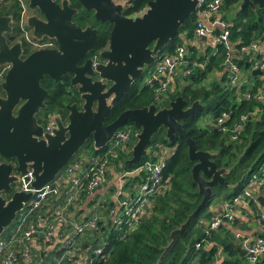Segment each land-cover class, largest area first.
<instances>
[{
    "label": "water",
    "instance_id": "1",
    "mask_svg": "<svg viewBox=\"0 0 264 264\" xmlns=\"http://www.w3.org/2000/svg\"><path fill=\"white\" fill-rule=\"evenodd\" d=\"M77 1L84 10L93 12L96 21L111 24L107 47L99 51L101 60L96 63L89 58L77 64L92 48L97 32L89 25L80 28L72 21L77 11L69 6V0H27L30 10L25 23L32 37L53 39L55 47L32 50L26 55H22L20 40L7 42L12 20L9 15H0V66L7 65L0 81V234L32 194L10 189L17 174L30 169L31 187L41 188L54 179L86 141L90 140L98 152L127 121L139 127L127 159L128 164L136 166L147 155L152 133L163 127L167 141L177 136L186 144L188 160L193 161L190 176L201 199L186 219L169 232L170 241L158 257V264L198 211L208 204L211 188L227 185L223 176L228 169L216 166L212 160L215 153L196 150L179 122L197 112L202 105L199 100L187 105L185 99L176 96L160 108L150 102L124 109L106 124L104 119L152 63L154 55L177 34L183 20L193 14L196 0H148L144 10L133 17L122 13L121 2ZM245 6L261 9L264 0H238L235 11ZM64 74L71 75L70 86L76 87L80 102L64 105L65 118L49 114L53 124L44 132L37 115L45 108L47 92L40 81L44 76L60 81ZM92 75L97 79L91 81Z\"/></svg>",
    "mask_w": 264,
    "mask_h": 264
},
{
    "label": "trees",
    "instance_id": "2",
    "mask_svg": "<svg viewBox=\"0 0 264 264\" xmlns=\"http://www.w3.org/2000/svg\"><path fill=\"white\" fill-rule=\"evenodd\" d=\"M147 1L132 0L131 4L124 8L123 13L132 15L142 12ZM69 2L78 10L72 17L75 24L79 27H84L86 23L95 25L92 14L86 12L77 0H69ZM237 3L238 0H222L224 9L231 6L237 7ZM19 10L17 0H2L0 2V15H9L12 20L11 33L6 34L8 43L18 40L16 39L17 29L14 22L17 20ZM231 23L230 40L233 42L237 38L242 42H247L252 37L264 36V7L252 10L245 6L233 13ZM193 25L194 15L192 14L183 20L177 34L168 40L157 54L171 53L175 46L182 45L187 54H190L188 60L197 62L205 60V68L203 70L195 68L191 76L185 79V82H175V85L166 92L161 107L166 106L168 101L176 96L185 99L187 105L194 100L200 101L202 105L197 112L182 118L179 122L186 135L193 140L196 150L215 153L212 160L216 166L228 169V172L223 176L227 185L217 184L211 188L212 197L208 204L198 211L158 264H215V262L217 264H264V254L253 263L245 261L244 251L240 248L238 240L231 230L238 219L236 214L233 215L231 221H223L215 229H209L207 234L204 233L209 218L218 213L208 209L213 198L216 199L221 196L223 200H228L241 191L252 171L264 168V113H259L255 118L247 121L236 141L230 140L227 132H220L215 127H208L209 124H199L200 111L204 106L209 109L211 117H216L222 111L229 110L233 111L235 117L241 112L260 107L261 104L254 100L240 99L238 94L223 84L224 75L222 74L215 75V78L208 82L205 81L207 75L214 73L216 64L223 58L224 54L221 49V53L219 51L217 55H209L207 59L200 55L197 45L192 40ZM106 36L103 29H98L96 40L91 49L93 53L96 54L103 49L106 44ZM20 41L22 55H26L28 49L24 42ZM208 50L207 48L204 52L209 53ZM68 81L67 75H63L61 81H53L47 76L41 79L40 85L47 92L44 100L45 108L39 112L43 122L40 123L37 119L41 125L46 123L47 116L51 113H57L61 118H65L66 109L64 105L73 101L66 92ZM242 88L244 87L242 86ZM229 93L230 98L227 96ZM0 95H2L1 90ZM150 102H153L150 88L146 85L138 88L134 82L112 105L106 115L105 122L112 121L124 109L139 108ZM125 126H127L128 132L127 151L118 153L117 158L110 160L109 165L113 172L120 169L130 170L135 167V165L128 164L127 159L130 157V147L135 141V133L139 127L131 121H127ZM156 143L173 147L172 152L164 158L161 169L166 187L153 197L147 213L138 220L136 226L121 238H117L115 232L108 228V234L104 240L105 245L95 259L91 254L95 244L89 238L78 241L79 243L75 248L76 253L86 249L85 253L92 258L91 262L87 264H155L164 247L170 241L169 232L177 228L200 202L201 194L197 192L196 184L190 176L193 161L188 160L186 144L177 136H174L171 141H167L164 137V128L160 127L152 133L149 154L143 157L141 161L152 157L151 152L157 149ZM241 145H244L242 149ZM83 146L84 150H88L92 155L102 151V149L98 152L94 151L90 140L86 141ZM81 149L83 148L81 147ZM137 178L132 176L133 180H129L128 184L131 185ZM84 197L82 196V200ZM55 200V203H59L57 198ZM244 201L246 204L237 206L236 210H239L246 217L255 220L260 212H264L263 196L255 197L252 194L250 198H246ZM44 209L45 206L41 210L42 213ZM47 211L48 209L45 210V212ZM260 224L264 229V219L260 221ZM104 228L106 227L103 225L99 230ZM262 232L264 231H257L256 234L261 235ZM201 239H203L202 242H200ZM195 243H199V246L195 247ZM49 245L52 248L50 253H53L54 243ZM36 258L40 260L39 254ZM18 263L22 262L18 261Z\"/></svg>",
    "mask_w": 264,
    "mask_h": 264
},
{
    "label": "built area",
    "instance_id": "3",
    "mask_svg": "<svg viewBox=\"0 0 264 264\" xmlns=\"http://www.w3.org/2000/svg\"><path fill=\"white\" fill-rule=\"evenodd\" d=\"M17 1L20 10L14 25L17 38L24 42L28 53L36 49L54 48L53 39L32 37L25 23L29 14L27 3L24 0ZM122 1L126 4L125 0H119L121 3ZM223 13L222 0H196L192 40L197 45L198 53L205 56V59L209 55H217L219 51L221 53L222 49L224 56L216 64L214 74L224 75V85L238 94L240 99L254 100L261 104L260 107L251 108L235 117L233 111L229 110L205 120L208 127L227 132L228 138L236 141L247 121L264 113V36L252 37L247 42H242L239 38L231 41L232 23L223 18ZM207 48L209 53L204 52ZM189 56L182 45L175 46L171 53L154 55L145 85L150 88L157 108L164 103L166 92L175 82H185L195 68H205V60L189 61ZM6 69L7 65L0 66V81ZM253 70H258L259 73L252 74ZM52 124L53 121L47 116L46 123L41 125L43 131L48 132ZM127 138V129L121 127L101 152L92 155L88 150H79L51 182L38 189H33L30 185L33 180L30 169L24 174H17L15 188L11 190L31 191L32 194L17 212L10 230L0 235V264H17L18 261L31 264L32 249L39 242L43 245L54 243L52 264H87L92 258L85 253L86 249L76 253V245L81 240L89 238L95 244L91 250L95 259L105 245V241H98L97 235L101 231L99 228L104 225L107 230L112 229L117 238H121L136 226L138 220L147 213L153 197L166 187L161 173L164 164V146L161 143L155 144L157 149L151 152V158L141 161L133 169L116 171L118 186L114 192L113 206L105 205L106 202H94L89 214L80 220L67 214L69 208L81 204L82 196L90 197L94 190L106 182L107 168L111 167L110 160L117 158L118 153L127 151ZM132 176L138 178L129 185V180H133ZM253 190L264 191V168L252 171L241 191L222 202L220 211L209 218L204 233L215 229L223 221H231L236 207L250 198ZM56 198L59 203H55ZM262 219L264 212H260L255 218L260 231H264L260 224ZM64 230L68 232L60 234ZM234 236L244 251L246 262L253 263L264 254V236L256 234L247 238L239 233ZM202 241L203 239L200 240ZM198 246L199 243H195V247Z\"/></svg>",
    "mask_w": 264,
    "mask_h": 264
},
{
    "label": "crops",
    "instance_id": "4",
    "mask_svg": "<svg viewBox=\"0 0 264 264\" xmlns=\"http://www.w3.org/2000/svg\"><path fill=\"white\" fill-rule=\"evenodd\" d=\"M27 3V0H24ZM167 146H164L162 149V155L163 158H165L167 155H169L172 152V149L170 150V153L167 151ZM169 153V154H168ZM108 176L106 179V182L102 184L99 188L94 190L93 194L90 197H84L81 201V204L78 207L71 208L67 214L71 217H73L76 220H80L84 218L87 214H89L91 210V206L94 204V202H106L107 204H111L113 206L114 202V192L117 189V177L118 174L116 172H113V170H110L108 172ZM253 195L255 197L263 196L264 197V191H252ZM224 200L221 196L216 198L208 207L209 211H220L221 204ZM246 203H242V205H245ZM258 204V203H257ZM238 216L237 222L234 224V227L231 228L232 233H239L244 237L251 238L253 237L257 231H260V226L256 224L255 220L253 218L246 217L243 213H240L239 210H235L234 215ZM201 220H203L201 218ZM205 221V220H204ZM202 221V222H204ZM64 229V228H62ZM61 229V230H62ZM67 230L61 231L60 234L67 233ZM59 234V236H60ZM35 247L32 249V255H33V263L32 264H46L45 258H47V252L50 249L52 252V248L50 245H43L40 242L37 245H34ZM37 254L40 256V260L36 258ZM50 256H52V253H50ZM23 264V263H18ZM217 264V262H215Z\"/></svg>",
    "mask_w": 264,
    "mask_h": 264
},
{
    "label": "rangeland",
    "instance_id": "5",
    "mask_svg": "<svg viewBox=\"0 0 264 264\" xmlns=\"http://www.w3.org/2000/svg\"><path fill=\"white\" fill-rule=\"evenodd\" d=\"M234 8H236V7H227V8H223V18L224 19H226V20H231L232 19V17H233V13H234V11H235V9ZM27 9H28V11L30 10L28 7H27ZM149 69H150V65L149 66H146L145 68H144V71H143V73L141 74V76L135 81V83H136V86L138 87V88H140V87H142V86H144L145 85V80H146V77L148 76V71H149ZM242 72H244V70H241ZM213 78H215V74L214 73H212V74H210V75H207V77L205 78V81H210L211 79H213ZM223 84H225V81H223ZM228 96V98H230V93L227 95ZM211 113H210V111H209V109L206 107V106H204L202 109H201V111H200V116H199V124H201V125H205L206 123H205V120H207L208 118H210V115ZM38 117H37V119H38V121L41 123V122H43V118H41V115H37ZM125 129H126V127L127 126H123ZM84 145V144H83ZM81 146L83 149H80L79 148V150H84L85 148H84V146ZM241 147V149L244 147V145H241L240 146ZM173 150V147H168L167 148V151L170 153V150ZM147 151H149V147L147 148ZM168 153V154H169ZM107 170H108V172L110 171V170H112V168L111 167H108L107 168ZM109 175V174H108ZM107 175V176H108ZM109 177V176H108ZM13 188H15V183H13L12 185H11V187H10V189H13ZM215 200V198H213V201ZM11 225H12V222L2 231V233L0 234V235H4V234H6L9 230H10V227H11ZM107 234H108V230H107V228H104V229H102L100 232H99V234L97 235V238H98V241L100 242V243H103L104 242V240L106 239V236H107ZM47 258H45V262H47L46 264H52V262H53V258H54V254L52 253V256H50V249L48 250V252H47ZM33 263V257H32V262H31V264Z\"/></svg>",
    "mask_w": 264,
    "mask_h": 264
},
{
    "label": "flooded vegetation",
    "instance_id": "6",
    "mask_svg": "<svg viewBox=\"0 0 264 264\" xmlns=\"http://www.w3.org/2000/svg\"><path fill=\"white\" fill-rule=\"evenodd\" d=\"M114 3H116V2H119V0H112ZM126 1V4L122 1V4H123V9H122V13H123V10H124V8L126 7V5H128V4H131V1L132 0H125ZM55 2H57V3H59V0H55ZM69 3V6H71L70 5V2H68ZM238 4V3H237ZM72 8H74V9H76L75 7H73V6H71ZM76 11H78L77 9H76ZM86 12H88V13H90V14H92V16H93V12L92 11H87L86 10ZM36 13H37V11H36ZM77 13V12H76ZM75 13V14H76ZM74 14V15H75ZM124 14V13H123ZM139 13H134V14H132V15H125V16H127V17H133V16H136V15H138ZM73 15V16H74ZM94 19V18H93ZM95 20V19H94ZM77 25V24H76ZM85 25H89L91 28H95L96 29V32L98 31V29H103V31H105V33H106V44H105V46L103 47V48H106L107 47V42H108V36H109V31H110V28H111V24H109L108 22H103V23H101V22H99V21H96L95 20V25L93 24V25H90V24H85ZM84 25V26H85ZM78 26V25H77ZM80 28H83V27H80ZM16 39H18V38H16ZM92 49V48H91ZM89 50L85 55H84V57L77 63V64H80V63H82L84 60H86V59H89V58H92L93 59V61L96 63V62H98V61H100L101 59L98 57V53H99V51L95 54V53H93L92 52V50ZM64 75H67L68 76V85L66 86V92L69 94V97H71V100H73V101H76L77 102V104H79V100H78V93L76 92V87H73V86H70V78H71V75L70 74H64ZM62 78V77H61ZM95 79H97V77L95 76V75H92L91 76V81L92 80H95ZM61 81V80H60ZM106 83H109V82H106ZM72 102V101H71ZM66 113H67V111H66ZM106 118V117H105ZM106 123H108V122H105V119H104V124H106Z\"/></svg>",
    "mask_w": 264,
    "mask_h": 264
}]
</instances>
